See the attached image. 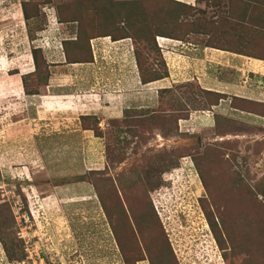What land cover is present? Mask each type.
Here are the masks:
<instances>
[{"label":"rangeland","instance_id":"374dc122","mask_svg":"<svg viewBox=\"0 0 264 264\" xmlns=\"http://www.w3.org/2000/svg\"><path fill=\"white\" fill-rule=\"evenodd\" d=\"M174 2L0 0V88L17 73L8 83L21 91L0 89V242L11 259L24 257L25 240L53 264H264L262 93L219 99L209 91L217 78L254 77L239 80L235 65L222 71L197 52L168 62L176 47L162 56L157 46L172 35L180 50L264 60V0ZM121 34L127 50L108 42ZM60 39H75L73 51ZM167 71L159 86L112 87ZM52 88L62 95L40 113ZM48 192L56 204L44 202ZM111 216L127 217L124 231L159 253L124 238L120 255Z\"/></svg>","mask_w":264,"mask_h":264},{"label":"crops","instance_id":"0c3cea01","mask_svg":"<svg viewBox=\"0 0 264 264\" xmlns=\"http://www.w3.org/2000/svg\"><path fill=\"white\" fill-rule=\"evenodd\" d=\"M176 1H179V2H183L185 4H189V1L190 0H176ZM158 40L159 41H162L163 42L160 44V43H157V46L158 48L160 49V51L162 52V56H164V52H168L166 50V46H169V44H171L172 46L176 47L175 49V53L174 52H171V55H173L171 58H168V62L170 59H173L174 61L177 60L178 58L180 57H186V58H191L192 56H188L193 53H198V56L199 57H195L194 56V59L197 58L198 60L200 61H205L207 62L211 67H219V69H221L223 71V69H227V67L231 68V64L235 65L234 67H236L237 69V73L235 74V77H238L239 80L241 78H244V75L247 74V77L249 79L250 76L254 77V81L256 83H253L252 84H247L245 79L241 80L240 82L237 80V81H231L229 79H227V76L225 75V77L223 78H217L218 81H217V86L216 88H210L209 91L211 92H214L216 94L219 95V99L223 98L224 96H228V92H231L230 90L232 89L236 92H239V93H242L246 90H253V92H257L259 95L260 93H262L261 97L264 99V60H260V59H252V58H247L245 56H239V55H234L233 53L231 52H227V51H223V50H217V49H213V48H207V47H203L200 52L197 51V48H194L192 46L189 45V43H186L188 44L187 46H190V48L188 47H185L183 49L180 50V48L178 47L177 44H180L181 42L180 41H177V40H171V39H167V38H164V37H158ZM126 40L123 41V39L121 40H111L109 39L108 42H110V46H116L118 44H121L123 46H125L127 43L123 44ZM164 41H167V42H175L176 44H172V43H164ZM123 42V43H122ZM126 50H127V45L125 46ZM165 50V51H164ZM177 51V52H176ZM195 55V54H194ZM231 70V69H230ZM22 71V69H21ZM227 71H229V69H227ZM119 75V74H118ZM233 75V73H232ZM20 74H15L12 75V76H9L8 74H4L3 75V79H4V84L2 85V88L0 89H3L4 91L8 90V89H11V92L14 93L15 96H20L21 94V91H20V88H19V83L16 84H10L8 83V81L10 82H13L14 78L17 77V79L19 78ZM171 76V73L170 71H167V76H163L162 78L160 79H157V80H151V81H148V82H141L138 75L133 72V75L132 73H130L129 77L130 78V82H127L124 80V85H123V80L121 77L119 80L116 79L115 81H117L116 83H112V87L113 89H118V88H122V87H125V86H132V87H136L137 85H140V86H159L161 85V82H165V81H168L169 78ZM15 82V81H14ZM9 85V87L5 88V86ZM234 87V89L232 88ZM53 89V92L52 90L51 93L48 92L47 94L44 93L42 94L43 97H45L46 99L43 98V100H40L39 101V105L37 107L38 110H40V113H50L51 111L49 110H44L43 109V105L42 103L44 101H49V100H56L58 101L57 97L59 95H62L60 92L58 93L56 90ZM10 92V90H8ZM119 91V90H118ZM63 94H67L70 96V94H68V92H62ZM231 97H237V98H240V99H249L248 97H245L243 95H237V94H230ZM42 96H38L40 97V99H42ZM68 96V98H69ZM66 98V97H64ZM61 100V98H60ZM120 97L118 98L117 95H114L113 99H111L109 102H111L113 105L114 104H117V102H120ZM255 100V99H254ZM62 101V100H61ZM63 101H67V102H70L72 100H63ZM223 101V100H222ZM255 101H258L255 100ZM18 102V101H17ZM16 102V103H17ZM258 102H262L264 103V101H258ZM57 103V102H56ZM58 103H60V105H57ZM56 105H54V102H49L48 103V108L52 109L55 107H60L61 108V112H65V111H68L69 110V105L65 104V103H61V102H58ZM71 103V102H70ZM18 104V103H17ZM226 104H221V102L217 103L216 106L220 107L221 109H223L222 107H225ZM67 106V107H66ZM226 107L228 108V105H226ZM218 110V109H217ZM216 111V110H215ZM232 113L233 112H238V110H235V109H231L230 110ZM241 112V111H239ZM56 114L60 113V112H57L55 111ZM68 113V112H67ZM214 113V111H213ZM217 114V113H216ZM43 199H44V202L46 201L47 204L49 205H54L56 204V200L54 197V193L52 192H48L46 194H44L43 196Z\"/></svg>","mask_w":264,"mask_h":264},{"label":"trees","instance_id":"16d2710c","mask_svg":"<svg viewBox=\"0 0 264 264\" xmlns=\"http://www.w3.org/2000/svg\"><path fill=\"white\" fill-rule=\"evenodd\" d=\"M175 2L174 3H180L179 1H176V0H174ZM20 9H21V15H22V17L23 18H25L26 17V15L27 14H25V7H24V2H21L20 3ZM127 35V34H126ZM126 36H125V34H121L120 36H117V37H115V38H111V40H121V39H124ZM157 37H164V38H167V39H171V40H177V41H179L178 39H175V37H173L172 35L171 36H169V35H165V36H157ZM127 38V37H126ZM74 41H75V39H62L61 40V42H63L62 44L66 47V45H69V46H67L68 47V50H71V51H73V49H71V47L73 46V44H75L74 43ZM87 43H88V40H86V42H84V43H82V45L84 46V47H86V49H87V54H89V47H88V45H87ZM133 45H134V43H133ZM133 45H132V48H133ZM70 47V48H69ZM75 47H76V45H75ZM65 51H66V49H65ZM33 52V51H32ZM132 52H133V54H134V49H132ZM70 55V54H69ZM77 56V55H76ZM78 56H81V54H80V51H78ZM33 57V56H32ZM90 57V56H89ZM134 58L136 59V57L134 56ZM33 60V63H34V59H32ZM15 73V72H14ZM163 77V76H162ZM161 77V78H162ZM140 79V78H139ZM156 79H160V78H156ZM156 79H150V80H141L140 79V81L141 82H148V81H151V80H156ZM240 100H243V99H240ZM82 119V118H81ZM95 185L96 184H94L93 186L95 187ZM97 187V186H96ZM94 188L95 189V197H96V200L97 201H99V197L97 196V189L98 188ZM93 192H94V190H93ZM98 203H100V202H98ZM109 215V214H108ZM147 216H149V215H147ZM107 219H108V221H109V223L111 224V226H108V228H109V230H110V234L112 235V238H113V240H114V243H115V246H116V248H117V251H118V253L121 255V249H123L122 247H123V245H122V241H124V238H125V240H127L126 238H129V239H132V241H131V244L133 243V241L134 240H136V243H138V240H140V241H142V243H141V247H140V251H141V249L144 251V246L146 245V247H147V250L149 251V254H152V257L151 258H153V256H154V254L157 252V253H159L157 250V248H158V246H157V243H155L154 242V240H152L151 238H146V240H144L143 239V237H144V235L143 234H140V231H137V233L138 234H127L126 233V231H124V228L126 227L125 225H127L128 223V219H127V217H124V219H122V218H118V217H114V218H112V216L111 217H107ZM121 229V230H120ZM140 234V235H139ZM138 235H139V237H141V239H138ZM6 251V250H5ZM6 253H7V251H6ZM8 254V253H7ZM160 256H163V255H160ZM160 256H159V258H158V255H156L155 257H154V259L153 260H156L155 262L157 263V261L159 262V259H160ZM9 257V256H8ZM125 258H126V256H123V257H121V263L122 264H129L128 262H126V260H125ZM46 259H47V257H46ZM48 260V259H47ZM140 260V259H139ZM150 264H155L154 263V261H150L149 262ZM158 264H160V263H158Z\"/></svg>","mask_w":264,"mask_h":264},{"label":"built area","instance_id":"2783aa9c","mask_svg":"<svg viewBox=\"0 0 264 264\" xmlns=\"http://www.w3.org/2000/svg\"><path fill=\"white\" fill-rule=\"evenodd\" d=\"M27 227L24 225L23 228H19L20 231V239H24V233L25 229ZM32 238V237H31ZM23 242L24 245V257L22 259L13 260L10 257H8L3 245L0 242V264H53V261L51 262V258L47 260L44 256H42L39 253V250L37 246L30 247L28 245V242ZM50 261V262H49Z\"/></svg>","mask_w":264,"mask_h":264},{"label":"clouds","instance_id":"9594fccd","mask_svg":"<svg viewBox=\"0 0 264 264\" xmlns=\"http://www.w3.org/2000/svg\"><path fill=\"white\" fill-rule=\"evenodd\" d=\"M60 41H61V39H60ZM60 41H59V42H60Z\"/></svg>","mask_w":264,"mask_h":264}]
</instances>
